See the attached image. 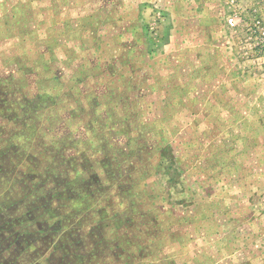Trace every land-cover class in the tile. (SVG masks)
I'll return each mask as SVG.
<instances>
[{"label": "rangeland", "instance_id": "rangeland-1", "mask_svg": "<svg viewBox=\"0 0 264 264\" xmlns=\"http://www.w3.org/2000/svg\"><path fill=\"white\" fill-rule=\"evenodd\" d=\"M0 264H264V0H0Z\"/></svg>", "mask_w": 264, "mask_h": 264}, {"label": "built area", "instance_id": "built-area-1", "mask_svg": "<svg viewBox=\"0 0 264 264\" xmlns=\"http://www.w3.org/2000/svg\"><path fill=\"white\" fill-rule=\"evenodd\" d=\"M233 21H234V20H230V24H231V25H234V24H233Z\"/></svg>", "mask_w": 264, "mask_h": 264}]
</instances>
